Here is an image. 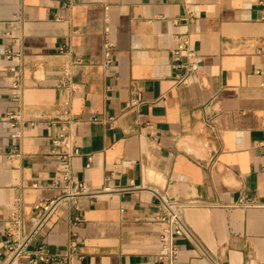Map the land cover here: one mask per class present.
<instances>
[{
    "label": "crops",
    "instance_id": "1",
    "mask_svg": "<svg viewBox=\"0 0 264 264\" xmlns=\"http://www.w3.org/2000/svg\"><path fill=\"white\" fill-rule=\"evenodd\" d=\"M67 175L111 190L74 197ZM161 196L198 201L205 249L178 238L177 264H264V0H0V264H167Z\"/></svg>",
    "mask_w": 264,
    "mask_h": 264
},
{
    "label": "built area",
    "instance_id": "2",
    "mask_svg": "<svg viewBox=\"0 0 264 264\" xmlns=\"http://www.w3.org/2000/svg\"><path fill=\"white\" fill-rule=\"evenodd\" d=\"M106 29L107 31L110 30L109 27ZM113 46L114 43L109 40L107 43L108 54H110V50ZM175 54L178 59H183L180 67L183 68L184 72L179 79V83H189L190 80L194 79L196 73L199 70V66L198 63L193 60L195 57V50L191 47V38L188 33H184L180 36L179 45L175 50ZM13 73V87L16 90H19V71L16 68H13ZM14 96L18 98L20 94L16 93ZM10 119L13 121V125H15L17 121V114L11 113ZM67 120L70 122L71 119L68 118ZM63 130L65 131L66 127H64ZM56 143L57 145L65 146L68 149V151L65 153V160L68 162L70 161L71 156L78 152L77 149L72 152V141L70 136L66 133H63L61 138H59ZM67 178L69 181L68 187L72 188V191L68 192V194H71L74 197L78 195L95 194L104 190H111L110 187H106L104 190L100 191L91 190L86 181L76 180L68 175ZM62 197L64 196L51 199L46 204H36L35 212L30 222V229L26 230L25 234L16 236L12 241L10 250L13 256H19L24 253L32 237L38 233V231L51 217L59 202L63 199ZM245 200L247 201V205H258L253 199L250 198L241 200L242 203H244ZM197 204L198 201L195 199L177 200L169 196H161L160 210L158 213V221L161 225V231L159 235L161 241V251L159 252V257L163 260H166L167 264H177L179 245L177 244L176 240L180 237L189 239L192 243L199 246L204 252L205 248L202 242L199 240L194 230L188 225L184 217L185 210L188 207L195 206ZM17 221L22 225L25 224V221L22 220V218H17ZM36 256H38V258L41 260L49 259V255L45 246L39 248V250L36 252ZM29 264H37V258H32Z\"/></svg>",
    "mask_w": 264,
    "mask_h": 264
}]
</instances>
